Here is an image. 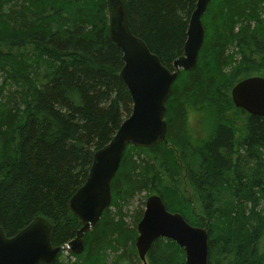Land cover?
I'll list each match as a JSON object with an SVG mask.
<instances>
[{"label":"trees","instance_id":"trees-1","mask_svg":"<svg viewBox=\"0 0 264 264\" xmlns=\"http://www.w3.org/2000/svg\"><path fill=\"white\" fill-rule=\"evenodd\" d=\"M198 0H128L130 29L173 69ZM261 0H211L198 63L181 70L166 107L167 140L128 145L111 205L79 254L54 264H143L137 225L146 199L208 231L209 264H264V116L237 108L232 89L264 77ZM123 52L108 33L106 0H0V225L13 236L48 219L52 242L76 237L69 202L131 114ZM157 239L148 264H184Z\"/></svg>","mask_w":264,"mask_h":264},{"label":"water","instance_id":"water-1","mask_svg":"<svg viewBox=\"0 0 264 264\" xmlns=\"http://www.w3.org/2000/svg\"><path fill=\"white\" fill-rule=\"evenodd\" d=\"M262 9L264 11V0ZM211 0H198L191 14L183 54L175 59L173 69L165 66L146 42L130 29L128 0H106L108 32L123 52V79L133 101L131 114L122 122L111 141L95 152L85 183L69 202L71 212L82 226L76 237L63 245L52 242V223L41 216L13 236L0 225V264H54L63 251L79 254L85 248L84 235L94 227L111 205V183L128 145L149 147L167 140V101L181 70H191L197 63L205 40L202 17ZM237 108L264 116V77L252 76L232 89ZM136 248L139 258L146 256L153 243L163 237L175 241L186 254L184 264L208 263V231L190 224L179 212L167 209L158 194L150 195L138 223Z\"/></svg>","mask_w":264,"mask_h":264},{"label":"rangeland","instance_id":"rangeland-1","mask_svg":"<svg viewBox=\"0 0 264 264\" xmlns=\"http://www.w3.org/2000/svg\"><path fill=\"white\" fill-rule=\"evenodd\" d=\"M262 2V1H261ZM261 19L264 21V15H261Z\"/></svg>","mask_w":264,"mask_h":264},{"label":"bare ground","instance_id":"bare-ground-1","mask_svg":"<svg viewBox=\"0 0 264 264\" xmlns=\"http://www.w3.org/2000/svg\"><path fill=\"white\" fill-rule=\"evenodd\" d=\"M109 33V32H108ZM123 56V55H122ZM123 60V59H122ZM260 77H262V76H260ZM81 187V186H80ZM71 211V210H70ZM136 246V245H135ZM75 254V253H74ZM137 254H138V252H137Z\"/></svg>","mask_w":264,"mask_h":264}]
</instances>
